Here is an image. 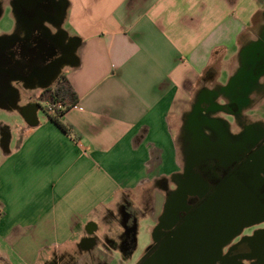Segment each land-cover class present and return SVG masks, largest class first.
<instances>
[{
	"label": "crops",
	"instance_id": "1",
	"mask_svg": "<svg viewBox=\"0 0 264 264\" xmlns=\"http://www.w3.org/2000/svg\"><path fill=\"white\" fill-rule=\"evenodd\" d=\"M63 1L61 28L78 46L62 74L78 101L60 120L67 131L44 106L29 116V103L0 106L15 114L0 118V264L123 257L111 244L128 210L135 232L138 217L164 211L184 116L201 91L237 80L264 26V0ZM258 84L264 91V77Z\"/></svg>",
	"mask_w": 264,
	"mask_h": 264
},
{
	"label": "flooded vegetation",
	"instance_id": "2",
	"mask_svg": "<svg viewBox=\"0 0 264 264\" xmlns=\"http://www.w3.org/2000/svg\"><path fill=\"white\" fill-rule=\"evenodd\" d=\"M5 1L12 5L17 26L9 37L0 38V106L6 109L16 106L12 101L19 99L17 84L27 90L37 88L40 92L34 100L38 103H29L23 109L29 116L43 102L42 91L52 89L63 76V70L73 62L69 54L77 39L61 28L63 0ZM259 36L255 43L244 47L237 80L224 89L201 91L184 116L178 135L181 166L172 177L173 185L168 192L174 204L169 215L162 217V213L152 242L135 264H204L211 258L214 264H264V255L256 254L264 247V232L254 235L245 231L255 225L246 227L221 247L226 229L232 226L228 224L225 228L220 222L222 212L218 211V220L203 215V206L214 197L224 196L228 188L234 189L235 196L248 191L251 197L264 199V129L260 124H247L241 116L247 103L246 93L262 87L258 81L264 77V26ZM57 67L60 72L56 78L48 87L41 88L48 73ZM220 115L236 119L235 123L241 126L239 131L231 132L230 124ZM188 166L191 171L186 175ZM197 180L203 181L207 190L188 194L182 203L179 190L187 183L197 186ZM125 221L132 223L126 217ZM125 227L119 244L110 243L122 252L127 251L135 232ZM244 237L251 239L240 243ZM95 242L92 238L86 244L92 247ZM73 259L62 263L61 258L59 264H78L75 263L78 258L72 263Z\"/></svg>",
	"mask_w": 264,
	"mask_h": 264
},
{
	"label": "rangeland",
	"instance_id": "3",
	"mask_svg": "<svg viewBox=\"0 0 264 264\" xmlns=\"http://www.w3.org/2000/svg\"><path fill=\"white\" fill-rule=\"evenodd\" d=\"M16 24H15V18L12 14V11L9 7L5 8V11H3L2 16L0 18V38H6L9 37L16 28ZM65 30H69L68 27H65ZM70 32V30H69ZM71 34V32H70ZM65 70V69H64ZM228 79H229V72L227 71L226 68H223L220 71L219 77L217 78L218 82H222L224 85L228 83ZM16 89L18 91L19 94V99L17 100L18 104L20 105L21 103H30V104H35L38 103V101L34 100V96L35 95H39V90L33 89V90H27L21 87V85L17 84L15 85ZM55 85H52V87ZM51 87V88H52ZM211 87V86H210ZM211 88H215L211 87ZM261 89L257 90L255 92V94L252 97V101L251 104L245 108V110H243L242 116L244 118H242L243 120H247L251 123H256V124H262L264 126V91H260ZM222 98H224L222 96ZM40 106L41 108L43 107V103L40 102ZM42 112V110H40ZM13 113L11 112H7V111H3L0 110V118H2L1 120L5 121V122H9L10 124H12L14 122V117H13ZM18 116V115H16ZM221 117H225L224 115H220ZM227 122L230 124V131L231 132H237L240 129V125L236 124V119L233 120V117H225ZM176 138L178 139V136H176ZM178 143V142H177ZM182 158V153H181V148L180 145L178 143V160L180 162ZM163 206V203H162ZM163 208V207H162ZM161 208L162 211H160L157 215L155 220H152V216H150L149 214L146 215L144 218L142 216L137 218V226H136V235H135V244H134V248L131 252V254L127 257V259H124L122 257H116L117 253H112L113 255H111V259L107 264H135L144 254L146 248L150 245V243L152 242V234H153V230L155 228L156 223L158 222V220L161 217V214L163 212V209ZM127 214V219L129 222H131L132 218H133V214L131 212V210H128ZM156 221V223H155ZM126 226H128L129 228H133L134 229V225L133 223H129L126 224ZM258 230H264V221L260 224L255 225L254 227H251L250 229L246 230L245 232H249L251 231L252 234L255 231ZM112 252V251H111ZM58 257H54L50 260V264H59L60 261L59 259H55ZM74 258V257H73ZM72 258V259H73ZM81 258L77 259V262H75L76 260L73 259L71 260L72 263H80L81 264ZM98 262L97 264H105L106 263V259H99L98 258ZM70 262V261H69Z\"/></svg>",
	"mask_w": 264,
	"mask_h": 264
},
{
	"label": "water",
	"instance_id": "4",
	"mask_svg": "<svg viewBox=\"0 0 264 264\" xmlns=\"http://www.w3.org/2000/svg\"><path fill=\"white\" fill-rule=\"evenodd\" d=\"M78 46V41L77 43L73 46L71 52H70V58H73V62L69 64V66H74L75 65V51ZM59 69L58 67L55 68L48 73V76L46 78V82L44 85L41 86V88H46L48 87L51 82L56 78V76L59 74ZM17 98L13 99V103L16 104ZM191 171V167L188 166L186 170L184 171L185 174H189ZM198 184L197 186L195 183H187L182 187L181 190H179L178 193H180L179 199L181 200L182 203H184V199L188 194H194L196 191H201L204 192L207 190V185L201 181L197 180ZM225 190V189H224ZM234 189H226L225 190V195L222 197H214L213 199L209 200L203 206L204 209V216L207 217H214V220H218L219 212H222L221 214V219L220 222L222 221L223 225L226 226L229 224L231 229H226V234L223 236L225 243H221V247L225 244H227L231 238H234L235 236H238L241 234L244 228L250 227L256 224H259L264 221V199L257 197H251L249 195V192L246 191V193H243L239 196H235L234 194ZM173 201L169 197L166 200V203L164 205V211L162 217L166 216L167 214H170V210L173 206ZM219 211V212H218ZM174 215L176 216V211L175 209L173 210ZM172 213V214H173ZM156 227L154 228L153 231H155ZM259 232H264V230H259L255 231L254 235L259 233ZM245 239H251V237H244L240 240V243L243 242ZM223 240V241H224ZM220 246V245H219ZM256 254H263L264 255V247L258 249L256 251ZM220 253V250L219 252ZM212 259V258H211ZM208 262H205L204 264H214V261L211 260Z\"/></svg>",
	"mask_w": 264,
	"mask_h": 264
},
{
	"label": "trees",
	"instance_id": "5",
	"mask_svg": "<svg viewBox=\"0 0 264 264\" xmlns=\"http://www.w3.org/2000/svg\"><path fill=\"white\" fill-rule=\"evenodd\" d=\"M40 100L47 103L50 106H61L62 110L54 108L52 115H47V117L53 121L60 129L67 131V127L60 123L61 118L64 113L76 105L78 98L73 91L72 87L68 81L62 76L58 79L56 85L52 89H45L40 95ZM132 212V211H131ZM134 225V221L132 219ZM135 233V232H134ZM131 237L130 246L127 248V251L124 254V257H127L133 250L135 244V235Z\"/></svg>",
	"mask_w": 264,
	"mask_h": 264
},
{
	"label": "built area",
	"instance_id": "6",
	"mask_svg": "<svg viewBox=\"0 0 264 264\" xmlns=\"http://www.w3.org/2000/svg\"><path fill=\"white\" fill-rule=\"evenodd\" d=\"M43 103V106H44V109H45V112L47 115H52L53 112H54V108H57L58 110H62V107L61 106H50L48 105L47 103L45 102H42Z\"/></svg>",
	"mask_w": 264,
	"mask_h": 264
}]
</instances>
